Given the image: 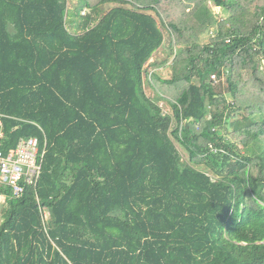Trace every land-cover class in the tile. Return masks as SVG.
Instances as JSON below:
<instances>
[{
	"label": "trees",
	"instance_id": "obj_1",
	"mask_svg": "<svg viewBox=\"0 0 264 264\" xmlns=\"http://www.w3.org/2000/svg\"><path fill=\"white\" fill-rule=\"evenodd\" d=\"M92 1L0 0L2 149L45 146L36 188L0 189V264H264V0H214L221 21ZM161 28L168 80L146 67Z\"/></svg>",
	"mask_w": 264,
	"mask_h": 264
},
{
	"label": "built area",
	"instance_id": "obj_2",
	"mask_svg": "<svg viewBox=\"0 0 264 264\" xmlns=\"http://www.w3.org/2000/svg\"><path fill=\"white\" fill-rule=\"evenodd\" d=\"M210 78L214 83L220 81L216 75H211ZM1 118L0 116V189H7L13 197L20 198L27 187L36 188L37 186L45 146L41 148L37 138H23L18 141L14 149L4 152L2 149L4 131ZM48 217V212H44V223Z\"/></svg>",
	"mask_w": 264,
	"mask_h": 264
},
{
	"label": "rangeland",
	"instance_id": "obj_3",
	"mask_svg": "<svg viewBox=\"0 0 264 264\" xmlns=\"http://www.w3.org/2000/svg\"><path fill=\"white\" fill-rule=\"evenodd\" d=\"M199 3H202V5L203 6H208V4L207 3H209V4H211V9L209 10L212 14H213V16H215L216 18H218V20L219 21H221V20H227V19H229L230 18V15L226 12V11H224V10H222V9H219V8H217L216 6H215V4H214V0H200V1H198L197 2V4H196V7H199L200 5H199ZM92 4H95V1L93 0L92 1ZM199 5V6H198ZM201 5V6H202ZM70 6H71V8L73 9V10H71L70 11V13H69V18L70 19H74V17H73V14L79 9V6H80V4H79V0H77V1H73L72 0V2H71V4H70ZM114 6V4H104V5H102L100 8H101V14H104V10L106 11L109 7L111 8V7H113ZM184 8H186L185 6H184ZM208 8V7H207ZM104 9V10H103ZM186 10V9H185ZM72 12V13H71ZM82 12H85V13H88V11L87 10H83ZM186 12H187V10H186ZM187 14H189V13H187ZM99 15V14H98ZM190 15V14H189ZM241 16V18H242V24H244V22H245V24H251L252 22H254L255 21V19L253 18V17H251L250 15H248V14H241L240 15ZM161 23L159 22V25H160ZM161 27V26H160ZM162 29V31H163V35H164V44H163V47H162V49H160V50H158L156 53H154V55H153V58L151 59V60H154V61H151L150 60V62H151V65H146L147 66V69L151 72H157V75H159L161 78H163V79H166V80H168V79H170L171 78V69H169L167 66H165L164 64H165V62L167 61V59H168V54H169V49H168V47H169V41H170V37H169V35H168V33L166 32V30L164 29V28H161ZM216 32H217V26H214L213 28H211V29H208L201 37H200V39H199V42H200V44L202 45V44H205V43H207V42H209V40L212 38V37H214L215 36V34H216ZM183 56V55H182ZM182 56H180L179 55V51H178V54H176V56H175V58L173 59L174 61H177V60H180V59H182ZM154 62V63H153ZM171 62V61H170ZM170 62H169V64H170ZM264 68V67H263ZM156 69L158 70V71H156ZM262 70H264V69H262ZM233 80H234V78H233ZM232 81V80H231ZM228 85H229V83H227ZM152 88L150 89L148 86H146V93L148 94V95H150L151 93L153 94V95H155L156 96V94L158 93V92H160V93H162L163 95H164V97H167L168 99H170V100H173V97H172V95L174 94L173 92H170L169 91V89L167 88L166 90H165V88H162L163 86H161L156 80H153L152 81ZM227 86V85H226ZM152 90V91H151ZM225 91H226V89H225ZM241 92L242 93H244V94H246V96H247V89H244V90H241ZM151 94V95H152ZM226 98H227V102H230L232 99H231V97H229V95L227 94L226 96H225ZM159 105H160V107H162L163 108V111L165 112V113H167V112H169V106L167 105V104H165L164 102H159ZM240 115V114H239ZM239 115H236L235 117H234V119L233 120H238L239 118H240V116ZM175 145H176V147L178 148V150L180 151V153H181V155L183 156V159L186 161L187 160V155H186V153H185V151L181 148V146H179L177 143H175ZM5 206V200H4V198H1L0 199V223H1V221H2V213H1V210H2V208Z\"/></svg>",
	"mask_w": 264,
	"mask_h": 264
},
{
	"label": "crops",
	"instance_id": "obj_4",
	"mask_svg": "<svg viewBox=\"0 0 264 264\" xmlns=\"http://www.w3.org/2000/svg\"><path fill=\"white\" fill-rule=\"evenodd\" d=\"M198 1H200V0H182V4H183V6H185L186 8V10H187V13H189L190 15L192 14V13H194L201 5H202V3H199V7H196V4H197V2ZM208 4V9L210 10L211 9V4H209V3H207ZM112 8V7H111ZM110 7L105 11L104 9V14L106 13V12H108L110 9H111ZM68 10H71V6H70V4H68ZM70 20V19H69ZM70 23V21L68 22V24ZM69 26V25H68ZM70 26H71V24H70ZM153 58V57H152ZM151 58V59H152ZM150 59V60H151ZM150 60H149V62L147 63V66L148 65H151V62H150ZM151 61H154V60H151ZM154 63V62H153ZM146 66V67H147ZM149 67V66H148ZM157 70V69H156ZM158 71V70H157Z\"/></svg>",
	"mask_w": 264,
	"mask_h": 264
},
{
	"label": "water",
	"instance_id": "obj_5",
	"mask_svg": "<svg viewBox=\"0 0 264 264\" xmlns=\"http://www.w3.org/2000/svg\"><path fill=\"white\" fill-rule=\"evenodd\" d=\"M11 29V28H10Z\"/></svg>",
	"mask_w": 264,
	"mask_h": 264
}]
</instances>
